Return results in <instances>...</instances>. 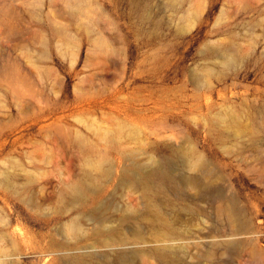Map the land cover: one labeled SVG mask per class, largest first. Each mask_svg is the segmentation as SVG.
I'll return each mask as SVG.
<instances>
[{
  "label": "rangeland",
  "instance_id": "obj_1",
  "mask_svg": "<svg viewBox=\"0 0 264 264\" xmlns=\"http://www.w3.org/2000/svg\"><path fill=\"white\" fill-rule=\"evenodd\" d=\"M75 2L0 0V264H114L163 245L171 258L134 264H264V0ZM159 162L174 181L148 186L152 208L121 173ZM78 186L94 199L82 209ZM222 203L246 232L225 250ZM126 207L140 215L122 223ZM99 208L128 244L106 246Z\"/></svg>",
  "mask_w": 264,
  "mask_h": 264
},
{
  "label": "bare ground",
  "instance_id": "obj_2",
  "mask_svg": "<svg viewBox=\"0 0 264 264\" xmlns=\"http://www.w3.org/2000/svg\"><path fill=\"white\" fill-rule=\"evenodd\" d=\"M82 1L83 0H76L75 5H81ZM185 159L188 162V170H189V151L186 153ZM90 167L92 170L102 173L103 177H106L107 182L112 180L113 168L110 166H107L104 160L92 162L90 164ZM190 168L193 172L202 173V174L205 173L207 169L205 162L201 159L191 162ZM173 179L174 178H172L171 175H169V173L165 171L163 162H159L155 165L153 164V166L148 169H145V168L142 169L136 163L135 164L133 163L132 167H127L123 169L121 173L122 184L133 186L136 188H141L144 191L143 192L144 198L147 199L149 207L152 206V208L155 207V204H154L155 199L153 198L152 195L149 194L150 192L148 190V186L151 183L156 182V181L166 182V180H169L173 182L174 181ZM2 181L5 183H10L11 180H10L9 174H5L3 176ZM182 184L186 188H189V185H190L198 193L201 190L200 185H199L200 183H198V179L196 175H190V176L189 174L186 175V177L182 179ZM94 190L97 191L98 188H94ZM88 193H89L88 188L86 186L85 187L78 186V187L73 188L72 190L73 201L78 203L81 209L84 208L89 202L94 201V199L92 200L91 196ZM100 209L102 208L97 209L95 212V215L93 218L94 219L93 224L97 225V230L99 234H101L105 238L108 237L104 241L106 246L115 247L116 245L125 246L126 244H128L129 243L128 240L120 239L119 237H117L115 228L112 225H110V223L112 224V220L108 216H106V214H104L105 212H101ZM124 211L126 214L121 220L122 223H124L125 221L129 219H133V218L136 219L140 215L137 211H134L130 209L129 207H126ZM217 213L218 215L223 217L224 220H226L229 223V225L232 227L228 238L225 239L222 243H220L219 248L225 250L229 247H233V248L236 247L235 241L237 237H240L244 233H246L241 221L238 219L237 214L235 213V211L233 210V208L230 206L229 203H222L218 205ZM163 227L165 229L166 228L169 229L170 224H165ZM63 229L66 231L67 235H69L72 238L74 243L86 237V228L83 226L82 219L80 218H76L72 220ZM163 236L164 238H167L169 240H172L175 238L174 234L171 233L170 230L169 231L167 230L166 232L164 231ZM143 239L144 238H142L141 236H137L134 242L135 244L140 245L143 242L142 241ZM162 247L164 248H155L150 251L144 250L140 247L138 248L136 247V249H134L130 253L116 252L114 255L115 261L113 263L114 264H134L135 260L136 261L137 260L146 261L153 257H156L161 260H167L171 258L174 254L172 251L174 247H171L168 245H163ZM113 250L115 249L113 248ZM213 256H214V253H211V252L208 255V258L211 262L213 261ZM81 261H82L81 256L77 255L73 257V262L75 264H79V262Z\"/></svg>",
  "mask_w": 264,
  "mask_h": 264
}]
</instances>
